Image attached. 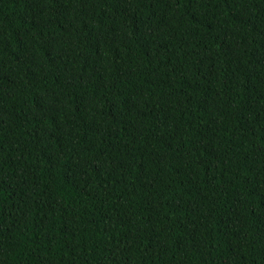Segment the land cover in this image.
<instances>
[{"label":"trees","instance_id":"16d2710c","mask_svg":"<svg viewBox=\"0 0 264 264\" xmlns=\"http://www.w3.org/2000/svg\"><path fill=\"white\" fill-rule=\"evenodd\" d=\"M0 264H264V0H0Z\"/></svg>","mask_w":264,"mask_h":264}]
</instances>
